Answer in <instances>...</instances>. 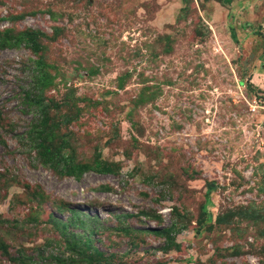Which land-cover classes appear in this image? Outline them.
<instances>
[{
    "label": "rangeland",
    "instance_id": "374dc122",
    "mask_svg": "<svg viewBox=\"0 0 264 264\" xmlns=\"http://www.w3.org/2000/svg\"><path fill=\"white\" fill-rule=\"evenodd\" d=\"M260 98L264 0H0V264H264Z\"/></svg>",
    "mask_w": 264,
    "mask_h": 264
},
{
    "label": "trees",
    "instance_id": "16d2710c",
    "mask_svg": "<svg viewBox=\"0 0 264 264\" xmlns=\"http://www.w3.org/2000/svg\"><path fill=\"white\" fill-rule=\"evenodd\" d=\"M24 36H25V33L18 34L17 35V40H19V41L22 40ZM46 139L48 140V142L45 145ZM40 144L41 145H45L44 146V149L42 150V153L46 154L47 157H48V159L54 160L55 158H57L58 148L52 149V147H51L52 146V143L49 142V138H44L43 136H41V138H40ZM64 167L66 168L65 172L67 174H74L77 171L80 172V169L83 170V169L86 168V166H85V167H80L78 170H76L77 166L75 164H68L67 162H65L63 164V168ZM95 168H96V170H99V171H108V168L106 166H103V164H100V163H97L95 165Z\"/></svg>",
    "mask_w": 264,
    "mask_h": 264
},
{
    "label": "built area",
    "instance_id": "2783aa9c",
    "mask_svg": "<svg viewBox=\"0 0 264 264\" xmlns=\"http://www.w3.org/2000/svg\"><path fill=\"white\" fill-rule=\"evenodd\" d=\"M254 101L256 102V100L254 99ZM260 102H264V98H260L259 100Z\"/></svg>",
    "mask_w": 264,
    "mask_h": 264
}]
</instances>
